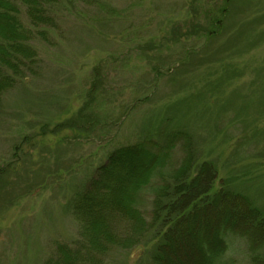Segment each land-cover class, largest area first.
Masks as SVG:
<instances>
[{
    "label": "rangeland",
    "instance_id": "obj_1",
    "mask_svg": "<svg viewBox=\"0 0 264 264\" xmlns=\"http://www.w3.org/2000/svg\"><path fill=\"white\" fill-rule=\"evenodd\" d=\"M223 4L58 0L40 35L19 3L38 55L0 102V264H46L61 241L76 248L73 204L94 170L143 141L155 154L169 143L162 167L176 170L186 141L163 140L176 128L194 138L191 179L215 161L217 186L222 179L264 210V0H235L221 32H206ZM153 244L141 236L137 248H112L107 264H152ZM227 244L235 264H249L244 238Z\"/></svg>",
    "mask_w": 264,
    "mask_h": 264
},
{
    "label": "trees",
    "instance_id": "obj_2",
    "mask_svg": "<svg viewBox=\"0 0 264 264\" xmlns=\"http://www.w3.org/2000/svg\"><path fill=\"white\" fill-rule=\"evenodd\" d=\"M57 1L0 0V102L4 92L37 68L38 51L31 38L40 30V35L46 32L41 25H51ZM233 2L224 0L206 32H221ZM19 3L38 31L23 24ZM189 133L186 128L165 133L163 140L175 143L177 136L186 141L184 162L171 172L162 167L165 158H171L169 143L160 154L153 153L147 141L112 150L73 204L81 240L76 248L61 241L45 263L107 264L106 255L112 248L132 250L143 236L146 245L154 241L145 252L152 264H235L226 255L231 247L227 240L240 235L247 243L249 264H264V210L242 191L224 186L222 179L217 186L215 161L197 164L199 171L190 178L195 160L188 147L194 139ZM146 192L152 193V199ZM144 198L149 199L146 210L139 205ZM111 214L128 220L126 227L131 230L123 234L111 222Z\"/></svg>",
    "mask_w": 264,
    "mask_h": 264
}]
</instances>
